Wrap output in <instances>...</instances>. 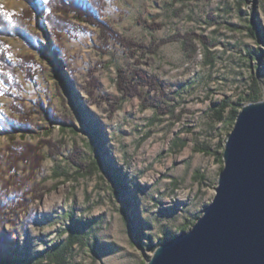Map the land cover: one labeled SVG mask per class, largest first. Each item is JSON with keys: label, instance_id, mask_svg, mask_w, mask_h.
I'll return each mask as SVG.
<instances>
[{"label": "rangeland", "instance_id": "374dc122", "mask_svg": "<svg viewBox=\"0 0 264 264\" xmlns=\"http://www.w3.org/2000/svg\"><path fill=\"white\" fill-rule=\"evenodd\" d=\"M48 2L0 0L33 40L1 38L10 63L30 64L8 84L0 74V260L147 264L213 202L235 119L253 90L264 100V0H102L99 21L133 50L61 13L70 27L56 37ZM188 33L191 45H161ZM120 70L157 77L165 94L125 99ZM30 148L40 168L11 167ZM73 225L81 240L58 259Z\"/></svg>", "mask_w": 264, "mask_h": 264}, {"label": "water", "instance_id": "95a60500", "mask_svg": "<svg viewBox=\"0 0 264 264\" xmlns=\"http://www.w3.org/2000/svg\"><path fill=\"white\" fill-rule=\"evenodd\" d=\"M230 133L213 202L147 264H264V100L243 106Z\"/></svg>", "mask_w": 264, "mask_h": 264}, {"label": "trees", "instance_id": "16d2710c", "mask_svg": "<svg viewBox=\"0 0 264 264\" xmlns=\"http://www.w3.org/2000/svg\"><path fill=\"white\" fill-rule=\"evenodd\" d=\"M31 1L34 3L37 0H31ZM101 5H102V0H89L88 5L82 3L81 0H49L48 9L50 13L47 15V22L50 24V27L52 28L53 32H55L56 37H59L62 32L69 31L70 23H67L66 20L63 17L59 16L58 14L61 13L62 15L65 16L72 15L73 18L79 23L89 24L98 27L101 30L104 39L105 38L110 39L109 38L110 36L117 43L121 44V46H124L127 50L137 49V47L142 48V46L137 45L136 43L127 40L116 33H113L108 29L106 25L102 24L99 21L94 10L97 11L102 10ZM10 25H11L10 22L7 20L6 16L1 14V10H0V66L2 69L0 70V74L2 81L5 82L6 84L9 83L10 74L14 75L16 74L18 68L20 67L23 68L25 67V64H30V58L24 59L25 64L23 62L21 65L15 66L14 64L10 63L7 59V55L1 48L2 47L1 38L4 36H9V34H11L10 32L15 31L16 35L22 36L29 43H33V40L29 37V34L26 33L25 31H22V29L25 28L23 26L22 19H19L17 17L15 23L16 27H14V29L16 28L15 30H11L12 27ZM160 26L161 25H154L151 26L150 29H155V27L159 28ZM195 38H197V36L190 33L184 35L183 37L181 35H177L175 37L162 40L161 45L177 41L178 39L182 40L186 45H191L193 41L192 39ZM155 44L156 43H153V46H155ZM156 47H159V45H156ZM151 51L153 53L155 52L154 50ZM117 76H118V81H117L118 88L120 89L125 99L137 95L141 96L143 94V91L140 90L141 87H147L149 89L148 91H152V90L158 91L161 95L165 94V91H163L164 90L163 84L160 82V80H158L157 77H148V75L143 71H134L133 73L131 72V75L129 76L128 72L124 70H120L119 75ZM30 77L33 78V75L31 74ZM94 87L98 89L99 85L96 84ZM257 94L258 92L256 90H253V92L249 94L248 99L250 103L258 102L260 100ZM227 106L229 105L226 102L222 103L221 105V109L219 111V119L221 121L224 120L223 114H224V110L228 108ZM233 111L235 113V108L233 109ZM45 112L48 113L47 110ZM235 117L236 116L232 114L229 120H233ZM54 119L57 120L56 117ZM68 121H69L68 117L62 119V122H64L65 124H69ZM29 150L31 153L34 154V157L33 156L30 157L27 153L25 154L24 152L20 154L17 153L16 158L15 156H13L12 158L13 160L15 159V162L11 164V167L15 168L16 162L23 161L26 163L33 162V164H35L36 166V167L34 166L35 168H40L41 166L40 164L43 160V157L37 154V151L35 149L30 148ZM78 157L79 156H77V159L74 160V162L80 165L81 163ZM3 212H4V208L0 206V217L3 214ZM74 228H75L74 225L73 227L71 226V234L69 235L65 243L60 246L59 251H57L56 255L58 259H61L62 257L61 255L63 251H67L71 249L76 243H78L81 240V236ZM0 264H19V262L14 263L10 260L7 261L5 259H1Z\"/></svg>", "mask_w": 264, "mask_h": 264}]
</instances>
